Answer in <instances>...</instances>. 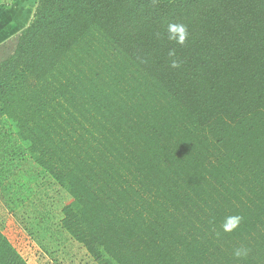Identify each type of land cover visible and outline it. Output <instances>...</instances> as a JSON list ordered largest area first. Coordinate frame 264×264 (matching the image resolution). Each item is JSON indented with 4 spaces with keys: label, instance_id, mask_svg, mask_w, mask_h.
<instances>
[{
    "label": "trees",
    "instance_id": "trees-1",
    "mask_svg": "<svg viewBox=\"0 0 264 264\" xmlns=\"http://www.w3.org/2000/svg\"><path fill=\"white\" fill-rule=\"evenodd\" d=\"M1 118L99 264H264V0H38ZM0 264H27L1 232Z\"/></svg>",
    "mask_w": 264,
    "mask_h": 264
},
{
    "label": "rangeland",
    "instance_id": "rangeland-1",
    "mask_svg": "<svg viewBox=\"0 0 264 264\" xmlns=\"http://www.w3.org/2000/svg\"><path fill=\"white\" fill-rule=\"evenodd\" d=\"M68 206L76 208L67 187L35 163L16 124L1 118L0 232L27 264H99L64 228Z\"/></svg>",
    "mask_w": 264,
    "mask_h": 264
},
{
    "label": "crops",
    "instance_id": "crops-1",
    "mask_svg": "<svg viewBox=\"0 0 264 264\" xmlns=\"http://www.w3.org/2000/svg\"><path fill=\"white\" fill-rule=\"evenodd\" d=\"M37 1L0 0V63L13 54L20 33L32 21Z\"/></svg>",
    "mask_w": 264,
    "mask_h": 264
},
{
    "label": "clouds",
    "instance_id": "clouds-1",
    "mask_svg": "<svg viewBox=\"0 0 264 264\" xmlns=\"http://www.w3.org/2000/svg\"><path fill=\"white\" fill-rule=\"evenodd\" d=\"M168 38L169 40H174L178 44H183L185 40L187 39L188 32L187 28L184 24H179V23H173L168 25ZM169 55L172 56L174 55V52L170 51ZM179 65L177 64L176 61L172 62V67H178ZM241 217L238 215L235 216H229L226 218V221L223 225V230L225 232H231L234 229L238 227V225L241 222ZM234 255L237 258H240L244 255H246V250L244 249H238L235 251Z\"/></svg>",
    "mask_w": 264,
    "mask_h": 264
}]
</instances>
